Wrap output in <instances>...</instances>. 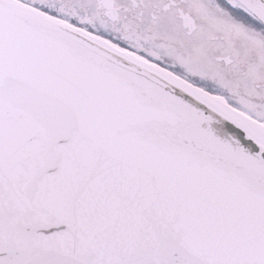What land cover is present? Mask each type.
Listing matches in <instances>:
<instances>
[{
    "label": "snow or ice",
    "instance_id": "obj_1",
    "mask_svg": "<svg viewBox=\"0 0 264 264\" xmlns=\"http://www.w3.org/2000/svg\"><path fill=\"white\" fill-rule=\"evenodd\" d=\"M0 264H264V0H0Z\"/></svg>",
    "mask_w": 264,
    "mask_h": 264
}]
</instances>
